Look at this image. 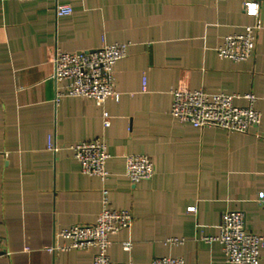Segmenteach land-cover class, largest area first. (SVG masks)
I'll return each mask as SVG.
<instances>
[{
  "label": "crops",
  "instance_id": "crops-1",
  "mask_svg": "<svg viewBox=\"0 0 264 264\" xmlns=\"http://www.w3.org/2000/svg\"><path fill=\"white\" fill-rule=\"evenodd\" d=\"M244 1L0 0V264H93L95 248L48 247L70 242L63 228L97 220L103 189L110 207L134 215L110 235L115 261L151 264L170 255L232 264L218 240L200 237L219 235L230 209L245 211L248 229L264 233V0H248L259 3L257 15ZM57 4L72 13L58 15ZM258 21L250 57L219 55L227 35ZM112 43L129 44L115 64L119 98L56 101L63 83L52 77L55 52ZM176 88L237 94L242 106L254 93L262 122L245 133L182 122L171 112ZM96 139L110 153L105 180L85 173L71 147ZM130 154L152 157L151 178L130 180Z\"/></svg>",
  "mask_w": 264,
  "mask_h": 264
},
{
  "label": "built area",
  "instance_id": "built-area-1",
  "mask_svg": "<svg viewBox=\"0 0 264 264\" xmlns=\"http://www.w3.org/2000/svg\"><path fill=\"white\" fill-rule=\"evenodd\" d=\"M219 1V0H218ZM245 10L250 14H258L259 3L244 1ZM73 8L69 4H57L58 15L70 14ZM260 21L255 25H247L243 33L229 34L218 47L220 56L240 61L253 54L256 46L257 31ZM128 43L103 44L95 49L82 51L57 50L53 56L55 70L52 74L56 83V101L66 95H79L105 103L109 96L119 98L116 89V62L128 53ZM172 114L182 122L196 127L214 126L229 131L249 132L252 127L262 122V114L255 107L256 95L247 93V105H237L239 95L230 93H211L204 89L172 90ZM105 125L110 124V114L104 112ZM48 147L54 151L59 149L56 137L51 134ZM74 156L80 161L85 173L97 175L101 179L108 178L107 160L110 153L107 145L100 139L80 141L72 144ZM2 151L0 150V153ZM154 174V161L145 154H130L126 158V175L133 183L149 179ZM108 189H103V207L97 220L93 223H74L63 228L59 234L70 240L63 246L48 247L51 252L57 248H95L93 264H132L130 261H115L110 257V235L128 227L134 220L131 209H115L109 205ZM264 209V192L261 195ZM195 210V207H189ZM201 238L218 240L223 247L228 262L232 264H260L264 257V233L251 231L247 226L246 212L230 209L223 213L219 235L216 237L200 235ZM183 238L170 237V243H182ZM131 241H124L126 250L132 248ZM151 264H186L182 256L162 255L153 258Z\"/></svg>",
  "mask_w": 264,
  "mask_h": 264
}]
</instances>
